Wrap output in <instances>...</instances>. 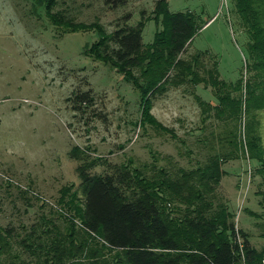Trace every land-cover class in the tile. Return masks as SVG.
Wrapping results in <instances>:
<instances>
[{"label": "rangeland", "instance_id": "1", "mask_svg": "<svg viewBox=\"0 0 264 264\" xmlns=\"http://www.w3.org/2000/svg\"><path fill=\"white\" fill-rule=\"evenodd\" d=\"M157 1L55 0L46 11L31 0H0V226L13 232L10 253L20 255L16 263L30 259L17 242L31 226L46 220L65 234L68 224L78 231L80 222L67 202L80 207L78 166L84 162L92 165V175L127 166L150 177L161 168L196 170L214 155L225 172L215 204L225 205L250 246L264 252L261 165L249 158L247 147L238 159L223 162L221 155L234 150L228 143L231 132L245 146L247 122L264 148V109L244 110L238 122L225 119L226 114L219 120L196 99L217 107L211 87L187 83L152 98L151 121L144 122L134 87L115 68L87 56L98 40L97 32L89 31L96 24L110 34L143 20L142 43L151 44L160 28L153 20ZM166 1L170 13L192 12L205 24L182 57L205 52L199 58L202 77L217 63L220 80L230 85L242 80L245 107V84H264V73L253 79L258 72L250 69V38L234 0ZM253 3L264 23V0ZM59 18L90 29L65 32ZM85 92L91 100L79 103L76 96ZM263 92L261 86L256 89L258 95ZM1 260L8 264L5 256Z\"/></svg>", "mask_w": 264, "mask_h": 264}, {"label": "trees", "instance_id": "2", "mask_svg": "<svg viewBox=\"0 0 264 264\" xmlns=\"http://www.w3.org/2000/svg\"><path fill=\"white\" fill-rule=\"evenodd\" d=\"M31 2L33 7L50 11L55 0ZM124 2L114 0V5ZM234 7L247 28L250 69L258 72L253 76L257 80L264 73V23L259 22L253 0H234ZM153 15L160 28L148 45L142 43L143 20L110 34H105L99 24L91 30L82 25L72 26L61 18L59 22L65 32L89 29L97 32L98 40L87 56L115 68L134 87L140 97L144 122L151 121L152 98L168 87L187 83L211 87L212 95L218 100L217 107L205 104L198 96L196 99L201 107L206 106L205 112L214 110L219 120L226 114L225 119L238 122L244 110L248 114L264 109V92L256 94L260 86L264 91V84H245L244 107L242 80L234 85L220 80L217 63L202 77L198 72L202 66L199 58L205 52L194 58L182 57L205 25L199 23L195 14L170 13L167 1L158 0ZM57 23L58 20L52 21L55 26ZM232 93L238 96L234 98ZM88 95V92L77 95L76 100L89 102ZM230 134L232 139L228 143L234 150L221 153L223 162L238 159V152L247 147L249 158L261 165L258 171L264 184V148L252 124H245V146L236 140L235 132ZM91 166L86 162L78 166L83 195L78 201L80 207L72 199L67 202L73 217L80 222L78 231L68 224L69 233L65 234L46 220L31 226L17 242L30 259L16 263L20 255L10 253L13 232L0 226V264L4 256L3 261L8 264H262L264 252L250 246L248 236L236 229L233 215L225 205L215 204L216 187L225 175L217 155L210 156L196 170L178 169L171 173L161 168L150 177L127 166L115 173L92 175ZM261 196L264 203V193Z\"/></svg>", "mask_w": 264, "mask_h": 264}, {"label": "crops", "instance_id": "3", "mask_svg": "<svg viewBox=\"0 0 264 264\" xmlns=\"http://www.w3.org/2000/svg\"><path fill=\"white\" fill-rule=\"evenodd\" d=\"M201 99V98H200ZM202 100V99H201ZM203 101V100H202Z\"/></svg>", "mask_w": 264, "mask_h": 264}]
</instances>
